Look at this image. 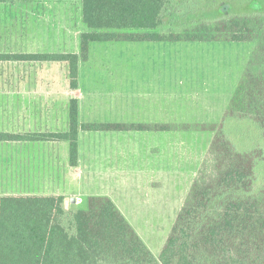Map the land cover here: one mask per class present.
<instances>
[{"label": "trees", "instance_id": "1", "mask_svg": "<svg viewBox=\"0 0 264 264\" xmlns=\"http://www.w3.org/2000/svg\"><path fill=\"white\" fill-rule=\"evenodd\" d=\"M17 0H0L14 3ZM88 31L78 52L0 53V63L65 64L71 89L80 62L93 43L126 41H229L256 44L227 117L258 127L253 149L237 150L224 124H198L214 132L209 151L215 174L194 181L157 257L116 203L91 195L87 208H73L61 194H0V264H264V0L254 12L171 26L176 0H80ZM174 19H171V22ZM173 23V22H172ZM174 24V23H173ZM162 29V30H160ZM255 46V47H256ZM252 74V75H251ZM257 99V100H256ZM79 100L69 101L65 131L17 134L0 131V142L67 141L70 164L79 163V134L85 131L171 130L172 125L82 123ZM192 128V127H190Z\"/></svg>", "mask_w": 264, "mask_h": 264}, {"label": "rangeland", "instance_id": "2", "mask_svg": "<svg viewBox=\"0 0 264 264\" xmlns=\"http://www.w3.org/2000/svg\"><path fill=\"white\" fill-rule=\"evenodd\" d=\"M176 1L175 13L172 14L174 24L171 22L172 18L168 19V24L179 26L182 30L193 22L225 16L222 10L227 5L230 6V15L255 11L251 7L252 0ZM88 30L83 22L80 0H17L9 4L0 3V51L3 52L80 53V35ZM255 46L256 44L249 42L212 41L190 44L186 41L146 40L93 43L90 47L93 56L104 55L107 59L109 55L114 56L110 59L114 65H107L106 68H116V64L126 66L127 63L130 69L141 73L154 72L152 77L156 79L159 76L158 79L164 82L165 120L166 124L170 121L175 123L167 124L175 127L171 130L155 131L161 134L164 131L160 143L166 149L169 172L163 176L160 173L148 185V189H141L147 195L152 193L154 200H159V203L146 201V205L151 204V208L144 211L141 209L142 204L137 201L144 220L133 222L134 225L139 224L136 227L141 237L157 257L196 178L212 176L216 172L215 158L209 151L214 132L198 127V124L219 126L223 123L230 141L239 151L251 150L261 141L258 127L248 121L227 117L226 114L236 88L247 73H252L248 67L257 48ZM148 52L153 53L151 55ZM120 53L123 55H119ZM127 56L129 59L124 60ZM150 56L152 59H149ZM54 66L49 63H0V130L18 131L17 121L15 123L18 111L14 105L25 95L18 91L23 83H29L33 78H36L34 84L42 78L47 79L43 82V88L50 92L49 95L33 93V100L51 98L50 94L56 93V85L62 93V86L66 85L65 69L63 66V69ZM29 70L35 72L33 76H30ZM38 72L42 78L37 77ZM192 72H195V78L190 77ZM196 75L201 82L190 84V79L197 80ZM204 80H207V84L211 80L212 85L204 84ZM257 98H260L258 103L264 104L261 95ZM176 143L181 144L180 156L169 150ZM13 149L15 147L12 143H0L2 195L19 191L12 188L15 165ZM69 200L73 208H87V197L84 201L81 198Z\"/></svg>", "mask_w": 264, "mask_h": 264}, {"label": "crops", "instance_id": "3", "mask_svg": "<svg viewBox=\"0 0 264 264\" xmlns=\"http://www.w3.org/2000/svg\"><path fill=\"white\" fill-rule=\"evenodd\" d=\"M186 42L196 44V42L212 41ZM0 53L4 52L0 51ZM119 55L116 57L118 58ZM145 56L148 57V54ZM112 57L114 58L109 55L107 59V56H98V54L93 56L89 53L88 59L80 62V81L77 89H71L69 84L67 85L65 64L50 63L55 65L54 67L63 66L65 69L66 85L62 86V93L60 87L56 85V93L50 94L51 98L33 100V93L40 92L39 94L47 93L48 95L50 93L43 88V82L47 79H43L38 72L37 77L42 78L39 82L36 80L34 84L36 78H33L29 83L19 86V93L22 92L25 95L14 105L18 111L15 120L18 131H0L17 134L65 131L69 127L71 98L79 100V115L82 123L166 124L164 82L158 79L159 76H156V79L153 78L152 71L141 73L130 69L125 61L126 66L116 64V68L114 66L106 68L107 65H114L110 60ZM128 59L127 56L124 60ZM149 59L152 57L150 56ZM13 63H21V61ZM29 73L33 76L35 72L29 70ZM194 74L195 72H192L190 77L195 78ZM190 80V84L201 82V79ZM203 82L207 84V80ZM207 85H212V81L209 80ZM167 124L175 123L170 121ZM162 134L155 130H81L77 166L70 164V145L67 141L14 140L0 143H12L15 147L12 188L19 191L14 194H61L72 200L81 198L82 201L91 195L108 196L141 234L136 227L139 224L133 223L139 222L140 219L144 220L137 201L142 204L141 209L144 211L146 208H151V204L146 205V201L159 203V200H154L152 193L147 195L141 189H148V185L155 181L160 173L163 176L169 172L167 169L169 163H166L165 156L166 149L160 143L163 139ZM169 150L180 156L181 144H172ZM146 220L149 221L147 218Z\"/></svg>", "mask_w": 264, "mask_h": 264}, {"label": "water", "instance_id": "4", "mask_svg": "<svg viewBox=\"0 0 264 264\" xmlns=\"http://www.w3.org/2000/svg\"><path fill=\"white\" fill-rule=\"evenodd\" d=\"M75 200V198H73V200L72 201H74Z\"/></svg>", "mask_w": 264, "mask_h": 264}]
</instances>
